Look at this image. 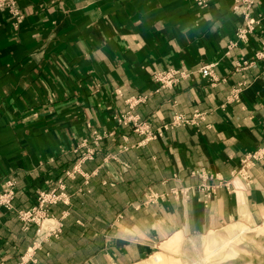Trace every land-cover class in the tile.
<instances>
[{
	"label": "crops",
	"instance_id": "crops-1",
	"mask_svg": "<svg viewBox=\"0 0 264 264\" xmlns=\"http://www.w3.org/2000/svg\"><path fill=\"white\" fill-rule=\"evenodd\" d=\"M250 1L17 0L0 13V192L15 188L0 264H141L176 235L264 219V0ZM168 70L184 76L158 89ZM128 111L152 132L175 113L204 120L146 139L118 126ZM93 130L106 133L95 154L67 174ZM180 186L193 193L170 194ZM146 189L163 197L136 207ZM39 191L60 196L43 224L60 233L28 256L37 225L16 212Z\"/></svg>",
	"mask_w": 264,
	"mask_h": 264
},
{
	"label": "built area",
	"instance_id": "built-area-1",
	"mask_svg": "<svg viewBox=\"0 0 264 264\" xmlns=\"http://www.w3.org/2000/svg\"><path fill=\"white\" fill-rule=\"evenodd\" d=\"M16 1L17 0H0V13L8 12L9 14L16 16ZM240 1H244L248 5L251 4L250 0ZM253 23V20L247 21V31H251V26L253 25ZM245 34V31H242L240 32L239 37L243 38ZM261 56L264 57V51L263 53H261ZM211 69L212 65L203 66L200 70L202 77L212 78ZM182 76L184 75L181 73L179 77H176V72L168 70L155 74L153 77V81L158 85V89L172 88L178 83L179 78H181ZM262 79L264 80V70ZM139 101V99H129V108L131 109ZM115 120L117 121L118 126H130L133 132L140 135H145L146 139H154L157 136H161L163 131L171 130L179 126L197 125L199 122L204 120V113L194 112L190 117L175 113L169 121L164 122L162 126L155 132L150 131L146 122L141 121L138 116L132 114L130 111L126 112L120 117H116ZM104 135H106V133H98L93 130L88 136L83 137L79 140L78 145L73 150L75 153H78V157L74 161L73 171L67 174L78 172L79 167L83 162L92 159L93 155L95 154L96 148L98 147L99 142L102 140ZM251 157L256 158L257 153L247 156V158L242 161V166L238 173L245 176L244 168L249 163ZM190 175L200 176V178L202 179V183L197 187V191L202 194L203 202H205V200L209 199L213 194L212 188L204 183L203 176H208L207 172H204L203 169L192 170L190 171ZM188 191L193 193L191 188L180 186L171 189L170 194L173 196H187ZM14 195V183L11 181H7L5 183L4 190L0 192V210L4 209L6 211H14L12 206ZM59 197L60 196L55 194L54 192L39 191L37 192L36 202L33 208L26 211L19 210L16 212L17 217L23 223L24 228H27L28 224L30 223H34L37 225L33 244L28 249V256L33 251L39 249L43 242L46 241L49 237H57L59 235L60 225L58 223H54L50 227L48 226L46 228H43V224L47 220L46 208L51 204H55L59 200ZM161 197L163 196L152 192L150 189H146L143 193V201L140 204L136 205V207H139L141 205L146 206L154 204Z\"/></svg>",
	"mask_w": 264,
	"mask_h": 264
},
{
	"label": "rangeland",
	"instance_id": "rangeland-1",
	"mask_svg": "<svg viewBox=\"0 0 264 264\" xmlns=\"http://www.w3.org/2000/svg\"><path fill=\"white\" fill-rule=\"evenodd\" d=\"M231 228L237 232L229 235L227 231ZM179 236L184 244L207 243L189 251L184 247L165 250L164 245L170 238L158 244L153 254L141 264H264V219L258 224H232L196 237ZM211 237L215 240L209 241ZM203 255L206 258L200 261L198 258Z\"/></svg>",
	"mask_w": 264,
	"mask_h": 264
},
{
	"label": "bare ground",
	"instance_id": "bare-ground-1",
	"mask_svg": "<svg viewBox=\"0 0 264 264\" xmlns=\"http://www.w3.org/2000/svg\"><path fill=\"white\" fill-rule=\"evenodd\" d=\"M43 228H46V226L44 225ZM236 232H237V230L234 229V228H231V229H229L227 231V233L229 235L230 234H235ZM214 240H215L214 237L209 238V241H214ZM206 243L207 242H205V241H201L200 243H197L196 245L193 242H190L188 244H184L182 238L179 235H176V236L172 237V239L164 245V249L165 250H171V249H175V248L181 249L182 247H184L187 251H189V250L196 249V246H198V245H203V244H206ZM203 258H206V255L205 256L203 255V256L199 257L198 259L200 261H202Z\"/></svg>",
	"mask_w": 264,
	"mask_h": 264
}]
</instances>
